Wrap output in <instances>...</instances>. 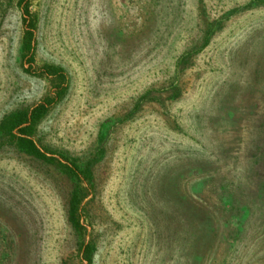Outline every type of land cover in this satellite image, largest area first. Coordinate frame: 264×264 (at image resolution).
<instances>
[{
  "label": "rangeland",
  "instance_id": "obj_1",
  "mask_svg": "<svg viewBox=\"0 0 264 264\" xmlns=\"http://www.w3.org/2000/svg\"><path fill=\"white\" fill-rule=\"evenodd\" d=\"M0 0V126L54 87ZM68 90L34 156L0 127V264H264V0H33ZM62 155L89 175H72ZM81 199L80 233L70 221Z\"/></svg>",
  "mask_w": 264,
  "mask_h": 264
},
{
  "label": "trees",
  "instance_id": "obj_2",
  "mask_svg": "<svg viewBox=\"0 0 264 264\" xmlns=\"http://www.w3.org/2000/svg\"><path fill=\"white\" fill-rule=\"evenodd\" d=\"M33 0H20L19 8L22 12L23 40L21 60L25 71L34 76H44L54 82L50 93L28 111H22L2 120L1 132L10 137L12 143H17L26 148L28 152L42 159H56L55 153L40 148L33 134L36 125L46 116L49 110L56 105L68 90V75L66 71L53 64L38 65L36 61V30L37 15L32 10ZM59 160L68 168V171L83 180L88 177V170L82 171L76 163H71L65 156L59 155ZM70 221L82 233L85 226L82 221L81 199L74 194L71 201ZM82 258L86 264H92V246L84 242L80 246Z\"/></svg>",
  "mask_w": 264,
  "mask_h": 264
}]
</instances>
